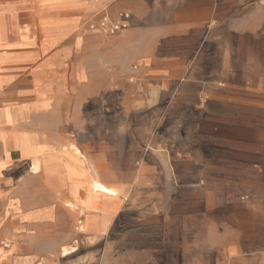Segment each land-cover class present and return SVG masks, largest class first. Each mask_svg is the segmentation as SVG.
I'll return each instance as SVG.
<instances>
[{"label":"crops","instance_id":"0c3cea01","mask_svg":"<svg viewBox=\"0 0 264 264\" xmlns=\"http://www.w3.org/2000/svg\"><path fill=\"white\" fill-rule=\"evenodd\" d=\"M52 3L0 39V264H264V0Z\"/></svg>","mask_w":264,"mask_h":264},{"label":"rangeland","instance_id":"374dc122","mask_svg":"<svg viewBox=\"0 0 264 264\" xmlns=\"http://www.w3.org/2000/svg\"><path fill=\"white\" fill-rule=\"evenodd\" d=\"M52 1L53 0H0V39L9 37V30L11 28H16L17 25L25 27L27 23L30 24V21H35L33 12L37 11L39 6L50 7L53 4L55 5ZM102 14L106 13L103 12ZM98 17L95 18V22ZM90 24L91 22L88 23V27ZM5 32H7V35H5ZM0 47H5L1 41Z\"/></svg>","mask_w":264,"mask_h":264},{"label":"built area","instance_id":"2783aa9c","mask_svg":"<svg viewBox=\"0 0 264 264\" xmlns=\"http://www.w3.org/2000/svg\"><path fill=\"white\" fill-rule=\"evenodd\" d=\"M128 23L129 15L126 13H119L116 20H112L108 16H101L96 22L89 25V30L99 31L107 36H113L119 31L126 29Z\"/></svg>","mask_w":264,"mask_h":264},{"label":"bare ground","instance_id":"6f19581e","mask_svg":"<svg viewBox=\"0 0 264 264\" xmlns=\"http://www.w3.org/2000/svg\"><path fill=\"white\" fill-rule=\"evenodd\" d=\"M4 55H6V51L4 50V49H2V48H0V59H2L3 57H4ZM1 81H2V79H1V77H0V85H1ZM94 184V183H93ZM99 187V186H98ZM99 189H101L100 187H99ZM96 191V190H95ZM109 192V191H108ZM108 194H110V192L108 193ZM113 194V193H112ZM70 206V205H69Z\"/></svg>","mask_w":264,"mask_h":264}]
</instances>
